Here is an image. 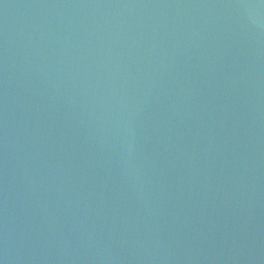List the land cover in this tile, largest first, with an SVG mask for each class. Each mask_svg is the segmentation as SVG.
Segmentation results:
<instances>
[{
	"label": "water",
	"instance_id": "water-1",
	"mask_svg": "<svg viewBox=\"0 0 264 264\" xmlns=\"http://www.w3.org/2000/svg\"><path fill=\"white\" fill-rule=\"evenodd\" d=\"M0 264H264L260 0H0Z\"/></svg>",
	"mask_w": 264,
	"mask_h": 264
},
{
	"label": "clouds",
	"instance_id": "clouds-1",
	"mask_svg": "<svg viewBox=\"0 0 264 264\" xmlns=\"http://www.w3.org/2000/svg\"><path fill=\"white\" fill-rule=\"evenodd\" d=\"M260 4L261 5H264V0H260Z\"/></svg>",
	"mask_w": 264,
	"mask_h": 264
}]
</instances>
